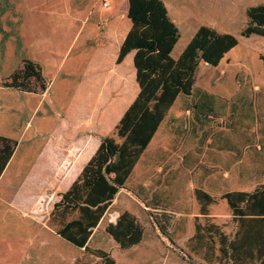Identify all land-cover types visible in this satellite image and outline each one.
<instances>
[{"label":"rangeland","instance_id":"374dc122","mask_svg":"<svg viewBox=\"0 0 264 264\" xmlns=\"http://www.w3.org/2000/svg\"><path fill=\"white\" fill-rule=\"evenodd\" d=\"M19 1L0 0V134L18 141L15 154L0 179V264H101L100 258L94 255H85L76 262L82 257L83 250L57 234L59 220L53 219L51 212L61 193L80 174L83 143H88L86 150H90L103 136H114L119 140L116 125L136 98L138 82L130 71L126 76L117 77L106 95L94 100L91 113L87 112L89 109L83 112V106H90L87 105L89 101L86 104L77 101L71 81L53 78V68L47 59H44L42 69L46 78L52 80L48 94L26 93L6 87L5 82L22 66L23 59L31 57V31L27 29L25 9ZM164 1L182 35L173 57L183 52L201 25L239 37V44L228 55L229 59H225L213 74L206 75L203 71L208 67L201 64L196 82L204 85L211 81L215 90L219 87L221 94L231 98L239 94L243 85L256 95L254 112L251 103L248 112L234 108L230 137L238 150L237 156L232 153L204 155V160L221 162L208 171L212 175H207L210 178L204 181L217 192V203L213 210L210 208L215 214L213 218L227 234L232 235L236 231V223L221 195L233 189L253 191L264 183V37L240 35L248 22L247 8L262 4L264 0ZM91 39L95 45L98 39L92 36ZM77 49H72L63 71L78 74V66L86 59L83 55L87 49H80L81 54H77ZM61 52L63 55V50H58L57 54ZM128 66L125 69L129 70ZM48 78L47 90L50 86ZM70 114L80 119L70 122ZM246 126L248 128L243 130ZM185 138L179 140L180 147ZM167 141L171 139L165 140L162 133L156 137L155 143ZM201 171L207 173L206 170ZM38 173L40 177L44 173L42 178L46 186L35 202L27 204L25 192L28 187L34 182L41 184L40 178H35ZM45 177L51 179L45 180ZM177 196L178 199L171 200L174 204L170 208L172 212L168 211L166 216L160 214L162 211L151 209V217L137 218L145 233V240L139 245L120 249L119 244L105 232L108 220L103 218L93 231L90 246L110 251L116 259L115 264H206L200 257L190 254L187 244L195 226L180 214L185 208L193 210L192 193L190 189L186 191L180 187ZM34 203L39 204L35 206Z\"/></svg>","mask_w":264,"mask_h":264},{"label":"trees","instance_id":"16d2710c","mask_svg":"<svg viewBox=\"0 0 264 264\" xmlns=\"http://www.w3.org/2000/svg\"><path fill=\"white\" fill-rule=\"evenodd\" d=\"M165 3L164 0H129L127 15L131 27L116 63H122L133 53L139 91L116 125L119 140L114 136L102 137L91 159L78 178L61 193L51 212L52 218L59 220L57 234L83 250L77 263L85 255H94L100 258L101 264H115L110 251L90 246L94 229L120 189L125 187L134 166L179 95L193 94L200 64L218 66L239 44L237 35L201 25L183 52L174 58L172 52L182 35ZM246 15L248 22L240 35L264 37V3L249 6ZM47 81L41 64L24 58L22 66L4 85L26 93H44ZM17 145V140L0 134V178ZM42 177L39 173L35 177L40 178L41 184L32 179L34 183L25 192L27 204L35 202L45 188ZM194 193L200 215L194 219L195 232L187 244L190 254L206 264H264V183L253 191L233 189L221 195L236 223L232 235L211 216L210 206L217 203L218 198L202 188H196ZM105 232L124 250L142 242L144 227L133 213L124 211L115 222L107 224Z\"/></svg>","mask_w":264,"mask_h":264},{"label":"crops","instance_id":"0c3cea01","mask_svg":"<svg viewBox=\"0 0 264 264\" xmlns=\"http://www.w3.org/2000/svg\"><path fill=\"white\" fill-rule=\"evenodd\" d=\"M128 2L129 0L19 1V5L25 9L27 29L31 31V57L28 59L40 63L43 69L44 59H47V62L51 64L50 67L53 68V78L71 81L77 101L84 104L89 101L87 105L90 104V106H83V112L89 109L87 112L91 113L94 100L105 96L117 77L126 76L129 71L136 77L133 53H130L122 63H116L118 51L131 27L127 15ZM91 36L98 39L95 45ZM82 38V43H78ZM75 47L78 48L77 54H81L80 49H87L83 55L86 59L78 66V74L74 71H63V65L67 63ZM58 50H63L64 54L62 55V52L57 54ZM229 54L218 66L202 62L208 67L203 72L206 75L213 74L224 61L229 59ZM66 56L67 60L64 59ZM127 66L129 70L125 69ZM48 79L50 86L43 95L51 90L52 80ZM212 85L211 81L204 85L196 82L191 96L179 95L161 122L148 148L144 150L134 166L125 187L120 189L103 216L108 220L107 224L115 222L119 214L124 211L133 213L139 219L150 216L151 209L162 211L160 214L166 216L168 211L172 212L170 208L174 204L172 205L171 200L178 199L177 192L180 187L186 188V191L190 189L193 196V210L188 211L185 208L180 214L194 222L195 217L200 215L195 189L202 188L211 195H217L216 190L210 184H206L204 179L210 178L212 172L208 171L221 165V162L212 159L204 160V155L232 153L237 156L238 150L235 143H231L230 137L233 129L231 124L234 121V108H237V111H247L251 103L254 112L256 95L243 85L239 94L231 98L230 95L221 94L219 87L215 90ZM72 113L74 114V111ZM73 114L69 115L70 122L72 119H80ZM245 128L248 127H244L243 130ZM162 133L165 135V140L171 139V141L155 143L156 137L158 138V135ZM183 138L185 142L180 147L178 143ZM100 143L101 140H97L90 150H86L88 143H83L81 150L84 155L79 167L80 172ZM179 151L180 155H177ZM228 165L227 168L230 167ZM201 170H206L207 173ZM70 173L74 174L72 170ZM213 206L214 204L210 206L212 210ZM211 216H215L212 211ZM214 220L217 219L214 218ZM143 240H145V233Z\"/></svg>","mask_w":264,"mask_h":264},{"label":"bare ground","instance_id":"6f19581e","mask_svg":"<svg viewBox=\"0 0 264 264\" xmlns=\"http://www.w3.org/2000/svg\"><path fill=\"white\" fill-rule=\"evenodd\" d=\"M5 172H6V171H5ZM5 172L3 173L2 177L4 176ZM2 177H1V178H2ZM1 178H0V179H1Z\"/></svg>","mask_w":264,"mask_h":264}]
</instances>
